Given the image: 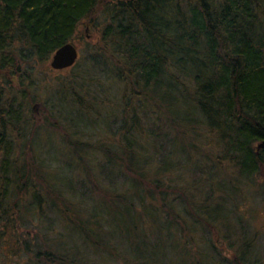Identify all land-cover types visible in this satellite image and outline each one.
<instances>
[{
  "label": "trees",
  "instance_id": "1",
  "mask_svg": "<svg viewBox=\"0 0 264 264\" xmlns=\"http://www.w3.org/2000/svg\"><path fill=\"white\" fill-rule=\"evenodd\" d=\"M85 21L95 42L48 69ZM263 140L264 0H0L13 264H264Z\"/></svg>",
  "mask_w": 264,
  "mask_h": 264
},
{
  "label": "rangeland",
  "instance_id": "2",
  "mask_svg": "<svg viewBox=\"0 0 264 264\" xmlns=\"http://www.w3.org/2000/svg\"><path fill=\"white\" fill-rule=\"evenodd\" d=\"M102 1H109V0H102ZM92 24H93L92 22H88V21L83 22L78 28L76 38L71 42L77 49L78 58L82 57V54H84L85 46H86L85 43L86 42H89V43L90 42H95V40H96V38L98 36V31L93 29ZM47 65H48V69L52 70L51 67H50V60L48 61ZM47 74L49 75L50 73H47ZM63 75H65V73L60 74V76H63ZM108 85H111V84H108ZM112 93L115 94V86H114V91L112 90ZM114 98L115 97H112V100H114ZM32 109L35 112H37V113L39 112V115H41V108H40V106L37 103H35L33 105ZM102 109L103 108L101 106V109H99V112H103ZM117 118H119V117H117ZM90 133H92V131H90ZM142 142L146 144V143H150L152 141H151V139L146 137V139H143ZM184 146H185L184 143L180 144L181 148H183ZM181 148H178V150H181ZM116 185H121V182H120V180L118 178H116ZM252 207H254V209H256V214H255L256 217H255V220H254L253 224L256 227H259L261 225V223L263 222V219H264L262 205L257 202ZM55 228L57 230H61L60 224L56 223V227ZM141 229L144 230V228H141ZM119 234H120V236H124L125 238L131 239V240H134L136 238V235L133 236L131 234H127L124 231L121 232V230L119 231ZM72 243L78 244L79 241L76 240V241H74ZM116 252H117V250H116ZM5 253H6V251H5ZM104 254H102L100 256V258H98V261H99L100 264H123L121 258L118 257L117 254H115V257L111 256V255H106V254H105V257H104ZM126 254H127V257L130 259L132 254L130 255L129 252H127ZM225 254L227 255L226 252H225ZM92 256H93V254L90 255L89 258H91ZM0 262H1V264H5L6 262H10V264H13L11 259L5 258L1 254H0Z\"/></svg>",
  "mask_w": 264,
  "mask_h": 264
},
{
  "label": "water",
  "instance_id": "3",
  "mask_svg": "<svg viewBox=\"0 0 264 264\" xmlns=\"http://www.w3.org/2000/svg\"><path fill=\"white\" fill-rule=\"evenodd\" d=\"M131 1V0H122ZM78 59V52L72 43H67L57 49L50 59V67L54 71H62L72 67ZM257 151L264 148V140L257 146Z\"/></svg>",
  "mask_w": 264,
  "mask_h": 264
}]
</instances>
